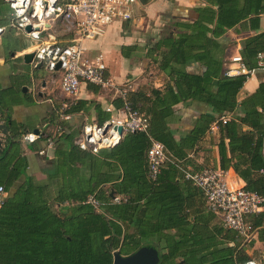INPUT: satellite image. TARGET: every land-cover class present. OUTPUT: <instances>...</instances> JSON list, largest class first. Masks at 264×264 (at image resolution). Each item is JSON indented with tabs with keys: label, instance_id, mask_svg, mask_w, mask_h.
<instances>
[{
	"label": "trees",
	"instance_id": "obj_1",
	"mask_svg": "<svg viewBox=\"0 0 264 264\" xmlns=\"http://www.w3.org/2000/svg\"><path fill=\"white\" fill-rule=\"evenodd\" d=\"M194 12L193 20L172 21V31L149 47H119L124 58L143 52L166 78L162 89L125 93L130 106L147 116L145 132L124 133L113 147L93 154L80 150L73 143L74 131L64 128L52 145L54 160L44 182L25 173L23 132L8 135L0 154L5 194L0 204V264H112L115 251L125 256L142 246L153 249L155 264H243L249 259L240 243L243 238L205 209L200 191L181 178L179 167H213L196 166L187 152L215 124L218 169L230 167L245 189L264 192L259 172L264 170V81L237 100L245 78L224 75V45L218 41L225 28L248 15L250 21L257 20L264 13V0H206ZM261 51L264 31L243 39L239 54L253 67ZM194 101L210 111L198 113L189 128L178 129L173 106ZM78 103L72 100L64 112L77 110ZM5 122L12 127L7 116ZM150 138L162 143L166 156L153 180L147 177L145 157ZM88 195L96 199L97 208L84 202ZM250 217L255 228L264 211Z\"/></svg>",
	"mask_w": 264,
	"mask_h": 264
},
{
	"label": "crops",
	"instance_id": "obj_2",
	"mask_svg": "<svg viewBox=\"0 0 264 264\" xmlns=\"http://www.w3.org/2000/svg\"><path fill=\"white\" fill-rule=\"evenodd\" d=\"M205 4L206 0H137L131 19L112 23L100 34L82 41L86 54H101L103 57L107 84L104 87L81 84L73 99L80 102L78 109L64 112L72 99L60 91L58 78L55 77H59V74H49L39 63L36 66L31 60L28 63L23 61L22 55L30 52L33 45L22 33L8 26L9 9L0 0V110L6 112L12 124L11 128L7 126L8 135L34 130L48 133L60 113L67 115L63 122L65 130L77 134L83 121L106 119L108 113L105 107L120 103L121 91L130 93L135 90L147 92L151 88L162 89L166 78L155 64L143 57V52L135 57L124 58L120 55L119 47H149L160 36L172 31V21L193 20L196 16L194 8ZM211 7L216 9L213 4ZM251 17L248 15L232 27L224 29L218 38L224 45L222 59L239 52L243 39L264 31V13L258 14L255 21H250ZM189 69L194 67L190 66ZM260 81H264L263 71L247 77L237 92V100L254 92ZM173 109L179 117L174 124L181 130L189 128L198 113L210 111L208 105L196 101L187 106L176 104ZM210 127L187 155L196 166L211 165L218 168L219 132L215 124ZM241 129H246V126L242 125ZM20 147L27 163L25 173L38 182H44L53 164L54 147L46 148L42 154H38L37 150L43 147L40 139L31 144L21 143ZM223 173L225 178L237 185L244 184L230 167L223 170ZM22 179L16 183L19 184ZM262 211L264 207L257 212ZM250 216L247 217L249 223L253 220ZM240 243L249 259L256 264H264V217L261 224L254 228L250 239Z\"/></svg>",
	"mask_w": 264,
	"mask_h": 264
},
{
	"label": "built area",
	"instance_id": "obj_3",
	"mask_svg": "<svg viewBox=\"0 0 264 264\" xmlns=\"http://www.w3.org/2000/svg\"><path fill=\"white\" fill-rule=\"evenodd\" d=\"M9 9L8 26L27 37L31 49L33 64L39 63L49 73L59 74L58 85L61 92L75 99L83 83L104 87L106 65L101 54L85 53L82 41L100 34L112 23H121L132 18L137 0H3ZM61 26L63 33L56 35V25ZM29 26L27 31L25 28ZM1 32V28H0ZM67 36V37H64ZM256 64L247 67L239 52L231 53L223 59L224 75L247 77L257 71L264 72V51L256 54ZM58 63V68L56 64ZM121 91L122 104L115 108L105 107L106 112H113L101 124L83 121L73 143L84 151L97 153L99 149L113 147L124 133L145 132L148 126L147 116L132 108ZM66 105H63L65 107ZM264 129V101L260 109ZM66 114L60 113L48 133L38 130L25 131L20 140L24 144L34 143L44 137L43 147L37 150L42 154L44 149L52 147L54 141L64 132ZM221 120H225L221 117ZM212 126V125H211ZM117 127L121 128L118 133ZM212 128V127H210ZM209 128V130H210ZM264 147V138H263ZM147 177L155 179L166 156L163 145L150 138L145 150ZM181 178L197 188L203 198L205 209L215 214L223 228L235 231L243 240H249L254 228L250 227L247 217L264 207L262 194L247 190L242 185L225 178L222 170L204 167L193 170L188 166L179 167ZM259 172L264 175V170ZM4 191L0 186V204ZM115 201L118 197L113 198ZM86 203L97 208L98 202L88 195ZM243 264H256L252 259Z\"/></svg>",
	"mask_w": 264,
	"mask_h": 264
},
{
	"label": "water",
	"instance_id": "obj_4",
	"mask_svg": "<svg viewBox=\"0 0 264 264\" xmlns=\"http://www.w3.org/2000/svg\"><path fill=\"white\" fill-rule=\"evenodd\" d=\"M27 31L30 29L29 26L25 28ZM32 57V52H27L22 55V59L25 63L30 62ZM39 64L37 63L36 66ZM58 68V63L56 64V67ZM24 90V87L22 88ZM6 112L0 110V154L2 153L7 138H8V127L6 125L5 119H6ZM118 133L121 132V128L117 127ZM33 132H36L34 130ZM109 195L112 197L113 192L110 191ZM157 262V256L153 254V249L150 247L142 246L132 252L131 254L122 256L119 255L117 251L113 253V259L112 264H155Z\"/></svg>",
	"mask_w": 264,
	"mask_h": 264
},
{
	"label": "rangeland",
	"instance_id": "obj_5",
	"mask_svg": "<svg viewBox=\"0 0 264 264\" xmlns=\"http://www.w3.org/2000/svg\"><path fill=\"white\" fill-rule=\"evenodd\" d=\"M61 33H63V30L61 29V26L59 27V25L57 24L56 25L55 34L58 35V34H61ZM55 77H56V79L58 78L57 75Z\"/></svg>",
	"mask_w": 264,
	"mask_h": 264
}]
</instances>
